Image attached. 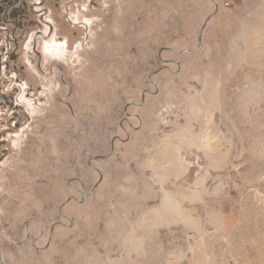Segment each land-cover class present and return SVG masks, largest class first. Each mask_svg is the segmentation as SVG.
<instances>
[{
	"label": "rangeland",
	"instance_id": "374dc122",
	"mask_svg": "<svg viewBox=\"0 0 264 264\" xmlns=\"http://www.w3.org/2000/svg\"><path fill=\"white\" fill-rule=\"evenodd\" d=\"M44 5L0 30V264H264V0Z\"/></svg>",
	"mask_w": 264,
	"mask_h": 264
},
{
	"label": "flooded vegetation",
	"instance_id": "af4514ba",
	"mask_svg": "<svg viewBox=\"0 0 264 264\" xmlns=\"http://www.w3.org/2000/svg\"><path fill=\"white\" fill-rule=\"evenodd\" d=\"M45 3L46 0H0V30H13L18 27L26 29L31 26L33 15L43 22L46 21L42 16L50 13V10L44 5ZM35 6L42 7H40V10H36L38 7L35 9ZM1 25H4V27H1ZM70 36L72 37V35Z\"/></svg>",
	"mask_w": 264,
	"mask_h": 264
},
{
	"label": "bare ground",
	"instance_id": "6f19581e",
	"mask_svg": "<svg viewBox=\"0 0 264 264\" xmlns=\"http://www.w3.org/2000/svg\"><path fill=\"white\" fill-rule=\"evenodd\" d=\"M52 46H53V48H51V45H47L46 46L47 50H53V49L57 48L58 52H60L59 48L62 47V45H57L55 48H54V45H52ZM54 52H55V50H54Z\"/></svg>",
	"mask_w": 264,
	"mask_h": 264
}]
</instances>
